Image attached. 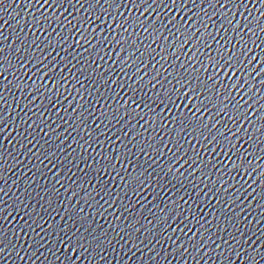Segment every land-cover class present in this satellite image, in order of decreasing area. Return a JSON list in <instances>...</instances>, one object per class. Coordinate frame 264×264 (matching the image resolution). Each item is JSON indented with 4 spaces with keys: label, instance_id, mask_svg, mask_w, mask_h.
<instances>
[{
    "label": "snow or ice",
    "instance_id": "snow-or-ice-1",
    "mask_svg": "<svg viewBox=\"0 0 264 264\" xmlns=\"http://www.w3.org/2000/svg\"><path fill=\"white\" fill-rule=\"evenodd\" d=\"M113 3L116 2V0H112ZM129 2H131V0H129ZM145 3H147V0H144ZM153 2H156V0H153ZM237 3H242L243 0H236ZM45 4L50 3V0H44ZM173 4H175V0H173ZM3 5V0H0V6ZM125 23H127V21H125ZM171 23V22H170ZM179 28V27H178ZM2 51V50H0ZM0 63H2V61H0ZM227 64H231L232 67L236 68L237 71L239 70V62L237 57H230L227 61ZM226 64V66H227ZM197 89H192L191 91H196ZM173 95V93L170 91L169 95H168V102L171 103H175V101L171 98ZM179 92L175 93L176 99H179ZM193 99H195V97H193ZM63 243L67 246V250L68 252L71 254L73 252L74 249L80 248L82 246V241L77 238L75 236V234H71V235H67L65 237V239L63 240ZM69 261L71 262V255L69 256Z\"/></svg>",
    "mask_w": 264,
    "mask_h": 264
}]
</instances>
